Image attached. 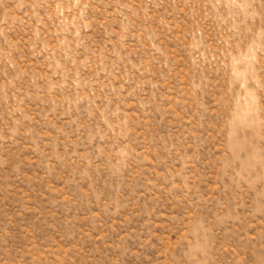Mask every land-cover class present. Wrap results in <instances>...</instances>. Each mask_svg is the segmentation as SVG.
<instances>
[{"label":"rangeland","instance_id":"374dc122","mask_svg":"<svg viewBox=\"0 0 264 264\" xmlns=\"http://www.w3.org/2000/svg\"><path fill=\"white\" fill-rule=\"evenodd\" d=\"M0 264H264V0H0Z\"/></svg>","mask_w":264,"mask_h":264}]
</instances>
